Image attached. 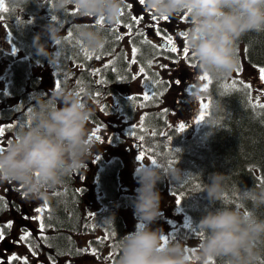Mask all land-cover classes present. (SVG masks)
Here are the masks:
<instances>
[{
	"label": "clouds",
	"instance_id": "1",
	"mask_svg": "<svg viewBox=\"0 0 264 264\" xmlns=\"http://www.w3.org/2000/svg\"><path fill=\"white\" fill-rule=\"evenodd\" d=\"M26 2H36L41 7L51 5L49 21L33 37L36 54L51 63L60 61L57 46L65 39L61 14L79 7L81 15L104 17L115 25L125 6V0ZM143 6L146 12L159 16L191 17L186 45L198 62L199 73L213 77L226 76L236 69L237 45L243 36L264 32V0H145ZM79 35L92 49H99L104 43L98 30L82 28ZM53 46L55 50H50ZM93 114L94 109L74 91L62 89L51 95H38L30 111V124L0 150V181L15 182L32 198L47 200L46 189L63 183L92 155L95 145L89 122ZM182 174L179 168L170 173L177 181ZM136 175L139 188L133 203L139 222L134 231L120 236L116 264H208L217 257H227L231 264H257L261 255L257 244L264 241V217L257 214L264 208V190H242V200L253 205L250 210L223 206L228 174H211L203 191L212 205L221 206L207 208L196 224L204 239L193 256L179 241L165 244L163 228L153 227L161 218L158 184L165 179L161 171L152 163L141 164ZM104 221L114 224L115 214Z\"/></svg>",
	"mask_w": 264,
	"mask_h": 264
},
{
	"label": "trees",
	"instance_id": "2",
	"mask_svg": "<svg viewBox=\"0 0 264 264\" xmlns=\"http://www.w3.org/2000/svg\"><path fill=\"white\" fill-rule=\"evenodd\" d=\"M10 1L16 10L9 16L11 24L15 27L13 29L14 39L19 48H21L20 41L28 45L30 53L29 48L33 45V40L31 38L30 40L25 39L22 30L26 28L28 35L33 34L35 36L37 33L34 27L40 21V16L37 17L36 14L28 12L27 9L29 11L39 10V4L36 2L27 3L26 0ZM10 1L9 4H11ZM4 2L7 6L8 1L4 0ZM74 10L61 14L60 22L64 29L63 35L66 37L74 27L75 41L80 42L79 47L73 44L74 49L77 50L74 62L82 66L75 72V92L79 91L85 96L91 95L95 98L100 96L97 93L113 97L129 118L133 116L135 107H140L141 112L137 123L144 127V131L138 136L144 137L141 140L143 146H148L152 154L150 155L151 158L157 161L154 166L165 177L158 185L169 188V191L178 199L182 197L179 205L186 217L187 227H181L180 234L201 241L204 239V236L199 235L200 232L196 228V224L205 214L207 208L221 206L219 203L212 205L207 200V193L203 191L205 183H210V176L213 173L228 174L223 194V206L245 211L252 209L251 202L242 200L241 192L245 188L253 187L257 190H264V108L257 106L260 102L254 99L251 88H244L240 83L243 80L235 77L234 73L243 66V56L247 63L264 67V32H250L241 38L236 52L238 66L233 72L222 77L211 76L212 84L208 91L204 92V95L208 102L219 100V110L215 106L211 107L203 129L197 135L186 138L177 131L179 130L178 127L167 125L166 117L156 109L161 101L158 89L163 83L149 84L148 79L139 73V68L143 67L148 78L156 77L158 79L154 61L159 50L148 41H141L137 35H133L130 42L137 51L133 52L132 58H129L123 41L121 43L115 41L109 26L97 25V23H74L73 19L81 15L80 13L73 15ZM24 16L27 17V21H23ZM26 22L31 23L25 25ZM123 23H126V20ZM82 28L100 31L104 38L103 47L99 49L90 48L79 35ZM114 30L118 31V28L114 27ZM69 42V40L64 39L59 45L60 54L65 57L64 61L55 66L59 72L66 73L70 70L68 57L71 45ZM81 48L91 53L92 57L98 55L103 59L98 67H95L93 58L87 60ZM131 61H136V63ZM149 61L151 62L150 68L148 67ZM134 66H137L138 73L142 76L149 93L155 92L156 95L152 101H143L139 98L134 101L130 99L132 96L141 97V95L128 96L131 105H127L125 102L127 98L118 92L116 85H123L133 80L135 77ZM11 69L15 70V73L8 88L9 96L3 97V99L5 102L15 104L14 117L21 121L29 118V109L33 108L36 97L45 95V91H41L38 77L30 75L32 72L30 64L23 67V65L13 63ZM96 69L100 70L97 79L93 75ZM66 80L68 78L60 79L61 89L66 87ZM233 82H235V87H232ZM88 89L91 92H88ZM225 91L227 95L221 96L220 93ZM122 105H126L127 109ZM107 106L108 103L104 107ZM209 121H212L214 126L210 125ZM192 131L194 130H187L186 132ZM210 132L212 135H209ZM120 168L121 164L117 160H113L101 170L100 180L106 194L104 200L108 202V207L123 198L119 193ZM177 168L183 172L178 181L173 180L170 175L172 170ZM67 177L61 184L67 190H72V181ZM48 200L54 220L52 224L56 230L52 239L48 240L47 243L57 254L71 253L69 248L74 245V241L67 237L65 229H77L79 226L77 202L72 199L69 191L49 195ZM113 214H115V222L114 224L109 223L107 229L104 227L107 235H103V238L106 241H112V244L117 246L120 236L125 235V227L124 220L116 210L110 211L107 217ZM257 214L264 217V208L259 209ZM100 218H104V216ZM257 247L261 251L257 264H261L264 262V241H259ZM116 254L118 255V252ZM212 260L214 264H231L227 257H217Z\"/></svg>",
	"mask_w": 264,
	"mask_h": 264
},
{
	"label": "rangeland",
	"instance_id": "3",
	"mask_svg": "<svg viewBox=\"0 0 264 264\" xmlns=\"http://www.w3.org/2000/svg\"><path fill=\"white\" fill-rule=\"evenodd\" d=\"M129 3H132V0H125V6ZM139 10L133 5L131 9H124V16L128 17L127 11L131 12V17L134 16V11H137V15L142 17V14L145 11L143 5H139ZM148 13V12H146ZM150 14V13H148ZM121 16V17H124ZM185 16L182 14L180 17ZM131 17L129 18L131 20ZM180 17H174L176 20H180ZM78 19H75V21ZM83 21L86 23L97 22V17L85 16ZM183 21V20H182ZM133 27L129 29L127 25L130 23H119L121 26V34L128 36V33L131 32L132 35H137L138 39L141 41L144 39L143 36H140V32L144 33V36H147L149 28L152 27V30H155L153 24H151L150 19H143L140 24H135L132 20ZM165 24H170V21H163ZM185 25L191 26V17L188 15V20L183 21ZM151 33V32H150ZM152 34V33H151ZM131 35V36H132ZM152 41L156 44H160V40L152 38ZM123 46L126 49L128 56L132 57L133 50L132 47L126 40L123 42ZM179 48L180 46L177 45ZM0 88L3 89L8 83L9 71L7 57L3 55L4 52H11L9 35L5 28V22L3 19H0ZM174 59L177 60V65L175 68L170 67V62L168 58L155 56L154 68L158 73V80L163 81V85L159 87L158 93L161 96V101L157 105V111L166 114L168 119V125L171 127H178L179 123L183 122L186 124L185 130H194L191 133L200 132L205 126V122L195 123V120L199 116L200 112V100L208 102L205 95L202 93L201 89L203 87L204 81L197 79V75H202L199 73V67L197 60L192 56V52H189L188 58L185 59L180 54H175ZM99 62V61H97ZM165 65L166 67H161ZM180 65L185 66L188 71V78L190 79L186 85L187 89L193 96H197L192 106L190 108L184 107L183 111H179V105H184V96L181 98L178 105H175L174 102L178 98L180 91L184 88L182 83H179L176 88L172 91V82L173 80H178L177 75L173 74V71L177 69V74L181 73ZM135 69V79L132 82L126 85H119L117 87L118 92L121 95L129 94H138L142 95V92H149L148 87L145 85L142 76L139 75L137 66H134ZM37 73L42 77L45 85V90L49 94L55 91L56 80L53 76L47 73L46 67L37 68ZM173 77V79L171 78ZM239 77L248 83L251 84L253 88L254 95L258 102L264 103V87L263 81L257 79L250 68L242 70V73ZM73 81V78L70 79ZM179 81V80H178ZM195 86V87H193ZM71 90V89H66ZM75 92V91H74ZM190 94V95H191ZM82 100L88 103L93 109L94 114L92 115L89 128L92 137V141L95 147L92 150V155L89 157L88 162L84 164L78 170L79 184L82 185L86 183L87 186L91 187V191L86 194V198L89 203L95 202L97 199V192L94 187L96 164L99 163V159L103 161L111 160L114 157H117L122 163L123 168H121V181L123 191L136 197L137 189L139 184L137 183V169L141 164L152 163L150 157L144 153L142 143L139 142L138 138L135 136H126V132L130 126H136L141 109L139 106H136L133 112L132 117H127V115L120 111L115 110H104V103L111 102L110 98H105L100 95L98 98L85 99L81 96ZM190 104V101H189ZM167 109V111H165ZM129 119L131 121H129ZM190 119H194L193 122H188ZM189 127V128H188ZM99 128L100 131L96 135L100 136V140H97L92 133ZM185 132V131H184ZM144 153V159L140 160L138 158L139 154ZM91 166V167H90ZM98 168V167H97ZM161 192L162 201H161V218L153 225V227L163 228L165 235L169 237V242L175 243L177 241L181 242L187 249H196L195 252L189 251L191 255L195 256L199 250V245L201 241L199 239H192L189 237H184L180 234L181 226L184 225L185 216L181 213V209L178 206L177 200L173 195L167 194L166 192ZM125 225L127 227V232H132L135 230L139 218L135 215V208L127 207L124 214ZM79 243L82 244V247L89 249V251H83L77 257H68L65 256L60 259V264H116V259L118 255L116 252L107 245V242L104 239V244L96 250V254L91 253V248L88 241V236H82L79 240Z\"/></svg>",
	"mask_w": 264,
	"mask_h": 264
},
{
	"label": "flooded vegetation",
	"instance_id": "4",
	"mask_svg": "<svg viewBox=\"0 0 264 264\" xmlns=\"http://www.w3.org/2000/svg\"><path fill=\"white\" fill-rule=\"evenodd\" d=\"M154 15L159 16L151 13V17ZM151 22L154 27H156L155 33L157 29L161 30L172 35L178 46H181V42L185 44L186 40L180 37L179 33L181 31L187 32L189 27L185 26L182 20H176L172 17L170 24H165L163 20L159 21L158 24L153 20H151ZM164 46L166 49L168 48L166 43ZM174 74H176V70ZM183 96L185 100L184 105H179V111H183L185 106L186 108H190L193 104L192 98L188 100L184 90L180 91L174 104L178 105ZM9 143L10 141L8 139L0 137V147L6 148ZM84 186L91 190V187L87 186L86 183H84ZM14 188L15 190H13ZM0 197L4 198V200L0 201V227L4 228L5 237L0 241V264H24V258L27 259V264H56L55 261H52L50 257L43 252L41 243L38 242L37 244L36 242V244L33 245L32 242L34 238L40 235L32 231L31 224H37L39 221L32 220L31 217L37 215V213L34 212V208L42 206L45 203L44 200L32 198L18 184H8L5 185L4 188L0 187ZM24 216H28L29 219H24ZM9 221L13 222V226L10 229L4 227ZM27 231L31 232L29 240L21 241L19 239L20 236ZM13 255L17 256L19 259L11 260L10 258Z\"/></svg>",
	"mask_w": 264,
	"mask_h": 264
},
{
	"label": "snow or ice",
	"instance_id": "5",
	"mask_svg": "<svg viewBox=\"0 0 264 264\" xmlns=\"http://www.w3.org/2000/svg\"><path fill=\"white\" fill-rule=\"evenodd\" d=\"M145 3V0H132V3H129L126 5L127 8L131 9L133 7V5H143ZM9 9L5 6V2L4 0H0V12H8ZM77 13H80V10H79V7H77L74 12L72 13L73 15L77 14ZM124 10L122 11L121 13V16H124ZM0 19H2V17H0ZM53 19H55V17H53ZM171 17H167V16H152V20L155 21L157 24L159 23V21L163 20V21H170ZM180 20H183V21H187L188 20V15H185V16H182L179 18ZM131 20L135 23V24H140V22L143 20V17H140L139 15H134L131 17ZM106 22V18L104 17H98L97 18V25H103L104 23ZM97 25H93V26H97ZM127 27L129 29H131L133 27L132 24H129L127 25ZM156 35L160 36L161 39H163L166 44L168 45V48L167 49H164L163 45H160L158 46L159 48L165 50V51H170L172 53H178L180 55H182L185 59L188 58V55H189V48H185L183 47V42H181V46L178 48L177 47V43H176V40H174L173 36L172 35H169L167 34L166 32H163L161 30H156ZM129 36L132 35L131 32L128 33ZM180 37H183L185 40L187 39V32H184V31H181L179 33ZM73 37V32L72 31H69L67 36L65 37L66 40H69L71 42V38ZM124 37L123 36H117V39H123ZM58 44L60 43L59 41L57 42ZM76 46H80V42L77 41L76 42ZM103 47V46H101ZM156 47V46H154ZM81 51H84L85 53V56L87 59H92V54L91 53H88V51L86 49H83L81 48ZM137 49L135 47H133V52H136ZM97 59H99L100 57L97 55L96 56ZM132 63H136V61H131ZM105 67H108V65H105ZM148 67L150 68L151 67V62L149 61V64H148ZM161 67H166L165 65H161ZM259 79L261 81H264V67H260L259 70ZM100 73V70L99 69H96L93 73V75H99ZM139 73L141 75H143L146 79H148V82L149 84H162L163 81L162 80H158L156 79V77H151V78H148L147 77V73L145 72V69L143 67L139 68ZM133 79H135V77H133ZM200 81H204L205 83L203 84V87L201 89L202 92H207L208 89H209V86L212 84V78L209 74L207 73H204L202 75L199 76L198 78ZM101 83H104V81H101ZM172 83H175V84H179L180 81H174ZM244 88H247V89H250L251 88V84H244L243 81L240 82ZM55 87L57 88V90H59L60 88V84L59 82H57L55 84ZM195 87V86H193ZM232 87H235V82H233L232 84ZM77 95H81V92H76ZM97 95H99V93H97ZM155 95L156 93L155 92H152V93H149V92H142V96L141 97H137V96H132L130 99L131 100H137L138 98L139 99H142L143 101H152L154 98H155ZM221 96H226L227 95V92H221L220 93ZM200 104V112H199V116L198 118L195 120V123L199 124V123H202V122H205L206 120V116L209 114V109L213 106H215L217 109L220 107V101L219 100H216V101H209V102H204V100H200L199 102ZM258 107L260 108H264V103H260L257 105ZM29 111H31V109H29ZM165 111H167V109H165ZM209 122H212V121H209ZM27 123L30 124V120L28 118L27 120ZM13 125L12 124H9L7 125V128L10 129L12 128ZM135 127V126H134ZM178 128L181 132L185 131V128H186V124L181 122L179 123L178 125ZM100 129L97 128L95 132L92 133V135L97 139V140H100V136L96 135L97 132H99ZM5 132H6V128L5 127H0V137H4L5 135ZM140 140H143L144 137L143 136H140L139 137ZM5 147H0V150H4ZM138 158L140 160H143L145 157H144V153H141L139 154ZM152 164L156 165L157 164V161L156 160H152L151 161ZM4 200L3 197H0V201ZM182 200V197L180 199H177V203H180ZM6 206V205H5ZM49 210V206L48 204L45 202L42 206H37L34 208V212L37 213V215L31 217L32 220H35V221H39V225H38V232L42 235L44 230H45V224H44V217H43V214L45 213V211H48ZM24 219H29L28 216H24ZM13 226V222L12 221H9L4 227L6 228H12ZM200 236H204L203 233H199ZM31 236V232L30 231H27V232H24V234L22 236H20V240L21 241H27L29 240V237ZM4 228L3 227H0V241H2L4 239ZM164 243L167 244L169 243V237L167 235L164 236ZM79 251V250H78ZM83 251L87 252L89 251V249H83ZM91 253L93 255L96 254V249L93 248L90 250ZM188 251H192V252H195L196 249H191ZM11 260H16V259H19L17 256L13 255L11 258ZM209 262H211V264H214V261L212 259L209 260ZM208 262V264H209ZM24 264H27V259L24 258ZM261 264H264V262H261Z\"/></svg>",
	"mask_w": 264,
	"mask_h": 264
},
{
	"label": "water",
	"instance_id": "6",
	"mask_svg": "<svg viewBox=\"0 0 264 264\" xmlns=\"http://www.w3.org/2000/svg\"><path fill=\"white\" fill-rule=\"evenodd\" d=\"M186 81H187V75H186V73H184L182 75V82H186Z\"/></svg>",
	"mask_w": 264,
	"mask_h": 264
},
{
	"label": "bare ground",
	"instance_id": "7",
	"mask_svg": "<svg viewBox=\"0 0 264 264\" xmlns=\"http://www.w3.org/2000/svg\"><path fill=\"white\" fill-rule=\"evenodd\" d=\"M5 95V91L3 89H0V96H4ZM189 128V127H188ZM187 130H185L186 132Z\"/></svg>",
	"mask_w": 264,
	"mask_h": 264
}]
</instances>
